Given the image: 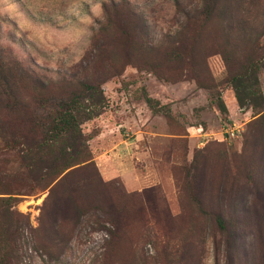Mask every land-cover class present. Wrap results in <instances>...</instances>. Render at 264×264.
Listing matches in <instances>:
<instances>
[{"label": "rangeland", "instance_id": "rangeland-1", "mask_svg": "<svg viewBox=\"0 0 264 264\" xmlns=\"http://www.w3.org/2000/svg\"><path fill=\"white\" fill-rule=\"evenodd\" d=\"M126 30L137 36L126 40ZM212 41L174 0H0V196L17 197L23 215L13 220V264H264V110L237 105L216 51L211 80H195L184 59L192 48L199 72ZM25 70L55 82L52 94L68 86L62 78L86 79L106 99L81 125L89 163L48 186L4 144L56 102L32 99ZM259 78L264 95V69ZM227 122L242 133L221 139Z\"/></svg>", "mask_w": 264, "mask_h": 264}, {"label": "trees", "instance_id": "trees-1", "mask_svg": "<svg viewBox=\"0 0 264 264\" xmlns=\"http://www.w3.org/2000/svg\"><path fill=\"white\" fill-rule=\"evenodd\" d=\"M174 2L186 25L199 23V38L203 35L213 37L212 44L204 49V56L203 51L199 55V72L192 48L191 56L184 59L195 80L201 86L211 80L207 58L216 51L219 55L213 57L214 64L224 65L226 82L233 89L237 105L262 112L264 95L259 75L264 69V0H198L194 4L189 1L186 7H183V0ZM220 7L222 11L218 14L216 10ZM129 12L133 15L131 10ZM109 30L106 25L100 29L103 35ZM137 32L144 34L143 25ZM123 34L126 40L137 36L134 31L127 30ZM2 55L0 50V60ZM25 76V83L36 103L43 105L51 96L56 102L51 106L45 105L49 109L41 121L23 120L17 133L12 134V138L4 144L11 150L18 149L23 168L29 175L35 172L44 181V186H48L69 168L89 163L88 137L81 125L100 113L106 99L101 86L90 80L62 78L61 81L68 86L52 94L49 88L55 82L42 81L28 70H25ZM2 93L0 91V108L4 104L1 102ZM143 97L152 112L159 111L162 105L158 99L148 94ZM217 105L221 111H227L220 97L217 98ZM3 112L8 111L3 109ZM2 114L1 111L0 123L6 126ZM257 129L264 130V112L257 119ZM10 141L12 145H9ZM50 193L51 190L47 197ZM66 200L71 202L69 197ZM17 201L18 198L13 195L0 196V264H13L17 257L16 238L12 232L18 231L19 227L13 225V220L14 217H23L13 208ZM214 219L221 230H226V221L220 213H216ZM111 230L107 229L110 235Z\"/></svg>", "mask_w": 264, "mask_h": 264}, {"label": "built area", "instance_id": "built-area-1", "mask_svg": "<svg viewBox=\"0 0 264 264\" xmlns=\"http://www.w3.org/2000/svg\"><path fill=\"white\" fill-rule=\"evenodd\" d=\"M243 124L235 122L223 123L220 129L221 139L235 138L243 131Z\"/></svg>", "mask_w": 264, "mask_h": 264}]
</instances>
